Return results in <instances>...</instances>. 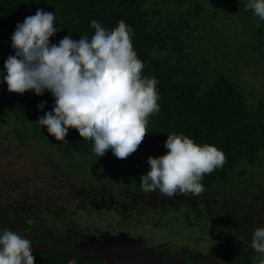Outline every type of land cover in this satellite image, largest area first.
<instances>
[{
    "label": "rangeland",
    "instance_id": "obj_1",
    "mask_svg": "<svg viewBox=\"0 0 264 264\" xmlns=\"http://www.w3.org/2000/svg\"><path fill=\"white\" fill-rule=\"evenodd\" d=\"M191 1L179 9L171 0H146V6L174 21L173 14L183 15ZM197 1L198 17L184 15L177 23L184 63L199 51L201 69L207 57L215 73L258 99L256 93L264 95V21L246 10L248 0ZM43 131L0 117V211L18 221L35 217L44 245L33 250L63 256L62 247L78 241L70 249L83 255L78 257L108 264H229L258 255L251 241L254 230L264 227V150L239 178L213 192L168 198L137 185L149 171L138 153L109 173L98 159L77 152L65 160ZM47 229L53 233L44 238ZM31 231L18 233L33 243Z\"/></svg>",
    "mask_w": 264,
    "mask_h": 264
},
{
    "label": "trees",
    "instance_id": "obj_2",
    "mask_svg": "<svg viewBox=\"0 0 264 264\" xmlns=\"http://www.w3.org/2000/svg\"><path fill=\"white\" fill-rule=\"evenodd\" d=\"M187 1L171 0L175 9ZM191 3L193 5H188L183 15L177 17L173 14L174 21H171L162 18L157 8L146 6V0H0V117L14 118L24 129L30 124L47 131L37 122L55 105V98L47 90L39 96L34 91L22 95L8 91L4 82L7 75L4 64L9 56L15 55L11 37L18 23L34 16L38 9L52 12L57 32L49 42L58 45L69 35L73 40H79L81 35L91 38L95 31L90 27L92 20L109 30L123 20L134 32L133 47L144 63L142 75L155 77L158 81L159 112L148 117V134L135 151L141 156L145 169L150 171L149 157L167 154L164 144L167 135L174 132L187 136L198 145L208 144L223 152L224 165L205 175L201 181L204 192H213L233 176L239 178V172L253 166L260 151L264 150V95L256 93L258 99L247 98L238 82L214 72L207 57L201 58V69L199 51L197 54L193 52V59L187 61L186 66L182 52L177 49L178 44L183 46L180 42L183 27L177 23L184 15L198 17L199 2L192 0ZM197 28L195 26L192 31ZM207 72L209 78L204 80ZM41 103L44 104L43 110L38 107ZM45 131L42 135L61 147L65 160H69L70 153L77 152L98 159L109 173H116L122 166L124 159H118L111 149L98 157L93 152V141L81 138L75 129H69L64 141H57ZM33 255L36 262L47 264H108L98 258L63 257L38 251H33ZM259 256L239 257L229 264H259ZM185 264L191 263L186 261Z\"/></svg>",
    "mask_w": 264,
    "mask_h": 264
},
{
    "label": "clouds",
    "instance_id": "obj_3",
    "mask_svg": "<svg viewBox=\"0 0 264 264\" xmlns=\"http://www.w3.org/2000/svg\"><path fill=\"white\" fill-rule=\"evenodd\" d=\"M246 10L264 21V0H248ZM54 21L52 12L38 9L17 24L11 37L15 55L4 64L8 91L39 96L47 90L55 105L37 124L51 136L64 141L69 129H75L93 141L98 157L111 149L118 159L128 158L148 134V117L159 112L158 81L142 75L144 63L134 50L133 30L123 20L110 30L92 20L91 38L73 40L69 35L57 45L49 42L57 32ZM38 107L43 110L44 104ZM164 147L167 154L149 157L150 171L140 176L146 193L198 196L204 191L203 177L226 162L217 147L198 145L183 134H168ZM251 247L264 264V227L254 230ZM0 264H35L32 241L7 229L0 232Z\"/></svg>",
    "mask_w": 264,
    "mask_h": 264
},
{
    "label": "flooded vegetation",
    "instance_id": "obj_4",
    "mask_svg": "<svg viewBox=\"0 0 264 264\" xmlns=\"http://www.w3.org/2000/svg\"><path fill=\"white\" fill-rule=\"evenodd\" d=\"M15 218H13L12 216H8L7 214H4L0 211V232H3L5 229H7V230L18 233V231H24L25 229H27V227L31 226L32 231L30 232V235H31V238L33 240L32 246L37 245L38 248L42 247L44 245V243H43V241L39 240L40 239L39 235L41 234L43 227L38 226L40 224L35 222V217H33L32 219H24V220L21 219V221H18L19 219H17V218L15 219ZM46 233L47 234L44 238H47L48 235H51L50 233H53V231L48 230ZM76 242H78V241H73V242L70 241L69 245L66 244L65 247H62V248H65L64 250L61 248L63 253H60V254H62L63 257L83 256V255H80L81 253H76L75 251L70 250V249H72V246H74V244H76ZM33 251H35V250H33ZM36 251L40 252V250H38V249ZM54 253L57 255L58 252L55 251ZM59 256H61V255H59Z\"/></svg>",
    "mask_w": 264,
    "mask_h": 264
},
{
    "label": "water",
    "instance_id": "obj_5",
    "mask_svg": "<svg viewBox=\"0 0 264 264\" xmlns=\"http://www.w3.org/2000/svg\"><path fill=\"white\" fill-rule=\"evenodd\" d=\"M35 264H47V263H41V262H36V261H35Z\"/></svg>",
    "mask_w": 264,
    "mask_h": 264
}]
</instances>
